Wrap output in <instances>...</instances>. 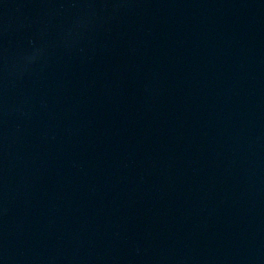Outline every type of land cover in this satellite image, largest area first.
<instances>
[{
	"label": "water",
	"instance_id": "95a60500",
	"mask_svg": "<svg viewBox=\"0 0 264 264\" xmlns=\"http://www.w3.org/2000/svg\"><path fill=\"white\" fill-rule=\"evenodd\" d=\"M0 264H264V0H0Z\"/></svg>",
	"mask_w": 264,
	"mask_h": 264
}]
</instances>
